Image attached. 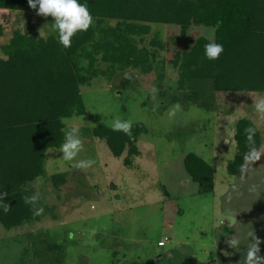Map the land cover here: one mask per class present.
<instances>
[{
	"label": "rangeland",
	"instance_id": "obj_1",
	"mask_svg": "<svg viewBox=\"0 0 264 264\" xmlns=\"http://www.w3.org/2000/svg\"><path fill=\"white\" fill-rule=\"evenodd\" d=\"M53 22L37 12L0 10V58L7 59L3 47L15 31L48 38L57 35ZM150 27V35L135 41L143 39L139 45L155 54L154 70L130 68L109 80V65L96 64L107 74L81 87L85 114L65 121V132L79 128L83 149L73 161L63 160L59 149L47 151L46 178L25 188L39 196L35 207L44 212L38 222L19 228L0 223V264H246L248 233L264 239V117L248 95L264 92H214L210 82L188 83L200 101L171 104L172 97L183 98L179 70L171 64L174 54L201 37L214 42L215 30L192 26L183 35L176 25ZM154 39L161 46L153 45ZM115 119L149 130L136 142L140 155L132 167L124 165L129 147L116 158L92 134L100 125L112 128ZM241 119L258 128L261 146L244 171L231 176L227 166L237 154ZM190 153L214 167L212 196H202L188 177L184 159ZM88 159L95 161L92 167H75ZM57 175L65 178L58 186L52 181ZM169 230L174 235L165 234ZM231 235L239 239L236 249L225 244ZM260 247L264 255V244Z\"/></svg>",
	"mask_w": 264,
	"mask_h": 264
},
{
	"label": "trees",
	"instance_id": "obj_2",
	"mask_svg": "<svg viewBox=\"0 0 264 264\" xmlns=\"http://www.w3.org/2000/svg\"><path fill=\"white\" fill-rule=\"evenodd\" d=\"M86 3L94 23L78 32L70 47L59 43L57 35L41 38L15 31L0 58V192L10 210L0 209V223L8 230L38 222L34 206L25 203L31 196L28 185L46 178L45 159L50 149H60L65 140V121L85 114L82 86L92 83L99 73L96 64L109 65V80L117 71L154 70L155 54L136 37L151 34L150 25H176L186 35L192 26L213 28L215 43L224 45L220 58L210 61L199 38L191 49L176 51L171 64L179 70L178 90L183 98L172 97L171 104L199 102L198 91L187 84L210 82L214 92H264V0H80ZM0 10L32 11L28 0H0ZM116 21L115 27L107 25ZM0 33H2L0 29ZM155 46H161L155 39ZM191 90L190 93L186 92ZM162 95H166L162 93ZM199 104V103H198ZM199 108L211 110L208 104ZM253 128L252 139L247 131ZM149 130L143 123L132 125L131 135L106 125L92 130L104 140L116 158L128 150L124 165L132 167L140 152L136 142ZM237 154L227 166L238 176L253 151L260 148V132L249 120L237 123ZM184 166L191 182L202 196L215 191V169L195 153L188 154ZM52 181L64 183L63 175Z\"/></svg>",
	"mask_w": 264,
	"mask_h": 264
},
{
	"label": "clouds",
	"instance_id": "obj_3",
	"mask_svg": "<svg viewBox=\"0 0 264 264\" xmlns=\"http://www.w3.org/2000/svg\"><path fill=\"white\" fill-rule=\"evenodd\" d=\"M29 6L37 10V15L48 17L51 16L54 20L52 23L53 29L58 32L59 43L68 48L72 44V38L82 31H87L94 23V18L91 15L86 3H81L80 0H28ZM224 52V45L221 43L210 42L204 46V56L210 61L218 60ZM253 98L252 107L255 112L264 117V94H248ZM114 131H122L125 134L131 135L132 122L120 119H115L112 122ZM249 140L252 139L251 134L253 128L247 130ZM81 132L78 127H72L65 133L64 143L60 146V153H63V160L73 161L83 149L81 140ZM95 161L92 159L80 160L75 167L78 169H87L92 167ZM7 194L0 192V209L4 212L10 210V205L4 203ZM25 203L34 206V214L39 216L44 212L42 207H35L39 200L38 195L26 196ZM249 244L243 251L246 254V264H264V255H261V245L264 244V239L258 237L255 232L248 233ZM228 248L236 249L239 245V239L231 235L225 240ZM226 255H231L225 252Z\"/></svg>",
	"mask_w": 264,
	"mask_h": 264
},
{
	"label": "crops",
	"instance_id": "obj_4",
	"mask_svg": "<svg viewBox=\"0 0 264 264\" xmlns=\"http://www.w3.org/2000/svg\"><path fill=\"white\" fill-rule=\"evenodd\" d=\"M165 230V229H164ZM232 230H234V228L232 229ZM167 233H169V234H171V235H174V233L175 232H173V231H171V230H169V231H165V234H167ZM170 241V240H169ZM161 243V242H160ZM159 243V244H160ZM166 247V245H164L163 247H160L161 249H164ZM163 254V253H162ZM154 258V257H153ZM141 259V258H140ZM212 263V262H211Z\"/></svg>",
	"mask_w": 264,
	"mask_h": 264
},
{
	"label": "built area",
	"instance_id": "obj_5",
	"mask_svg": "<svg viewBox=\"0 0 264 264\" xmlns=\"http://www.w3.org/2000/svg\"><path fill=\"white\" fill-rule=\"evenodd\" d=\"M159 246H160V247L164 246V243H163V242H161V243L159 244Z\"/></svg>",
	"mask_w": 264,
	"mask_h": 264
}]
</instances>
